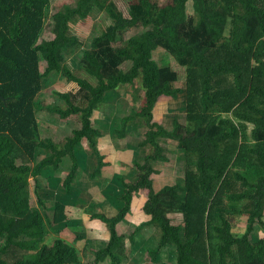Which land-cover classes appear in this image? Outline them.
<instances>
[{"label":"trees","instance_id":"obj_1","mask_svg":"<svg viewBox=\"0 0 264 264\" xmlns=\"http://www.w3.org/2000/svg\"><path fill=\"white\" fill-rule=\"evenodd\" d=\"M160 1L55 0L47 36L46 8L53 0H0V264H83L76 243L50 240L79 197L73 201L78 191L72 183L82 167L76 150L85 139L98 160L91 178L101 174L110 151L103 145L115 148L91 118L107 94L117 96L138 78L144 104L121 119L115 140L125 142L128 122L139 115L148 129L138 145L150 143L154 154L139 160L134 151L135 158L123 152L139 178L129 185L120 176L125 207L116 218L95 217L108 240L90 264L101 254L116 264L125 242L119 226L141 190L147 192V226L162 233L149 252L152 261L170 247L174 264H264V0ZM94 8L108 23L84 47L75 25ZM137 25L149 29L125 38ZM159 49L166 52L161 62ZM58 74L76 85L54 90L62 104L52 105L43 88L45 78ZM179 96L185 114L169 131L154 108ZM43 109L61 118L79 114L81 127L57 141L42 129L37 110ZM168 138L177 142V156L164 153L160 142ZM66 155L73 165L63 187L41 188L39 177L47 175L50 183ZM158 160L181 181L156 190ZM53 193L57 198L47 201ZM242 217L246 231L235 237Z\"/></svg>","mask_w":264,"mask_h":264},{"label":"crops","instance_id":"obj_2","mask_svg":"<svg viewBox=\"0 0 264 264\" xmlns=\"http://www.w3.org/2000/svg\"><path fill=\"white\" fill-rule=\"evenodd\" d=\"M122 98H124L123 92H119L117 96L104 99L96 108L91 121L100 129L104 139L112 142L115 150L113 148L110 149L106 144L103 145V147L110 150L104 158L106 165L102 166L101 174H97L95 178H91V173H94L98 167V160L96 155L91 153V148L87 141L84 139L81 142V147H78L76 152L82 159H80L82 167L72 183V186L76 187L78 191L77 194L72 195L73 201L77 199V196L79 197L76 204L73 205L72 203L69 206L67 211L69 220L55 227V234L50 239H61L69 243H76L75 245L79 250L83 264L92 263L95 255L104 249L108 240L106 226L95 219V217L114 219L125 207V203L122 201L124 190L120 182V176L124 177L125 182L129 183V185L130 183L135 184L139 178L140 171L133 164H130V160L127 161L128 155L123 156V152L128 153L127 151H130V157L135 158L138 155L137 158L142 160L143 156L146 155V151H149V148H145L146 145L143 147L138 145L139 141L144 139L136 129L139 128L140 124L138 123L140 120L139 115H136L128 122V134L126 135L125 142L119 143V139L115 140V137H117L116 130L121 127V119L130 114L132 109L138 110L144 104V99L135 102L134 99ZM174 100L170 99L156 103L154 114L157 120L159 119L158 112L160 109L165 106V109L168 110L166 105ZM111 105L113 106L112 108H110ZM70 116L67 118L60 117L61 120L58 126H68L71 122ZM133 121L137 122L136 127L130 125ZM80 127L81 123L74 129H79ZM56 128V131L59 130ZM132 151H134L136 156ZM72 165V159L69 155H66L60 163L59 170L53 175H50L52 177L51 184L47 180V175L39 177L41 188H47L49 186L56 188L63 187V182L70 172ZM164 185H157L156 181L154 182L156 190ZM56 198L57 195L53 193L46 200L49 201V199L54 200ZM146 202L147 192L144 190H141L133 196L131 212L127 215L123 224L119 226L120 232L125 235V242L118 251L120 255L116 264H162L157 262V260L162 255H165L167 250H171L170 247L163 249L155 261L151 260L149 252L158 247L162 233L157 226H147L151 218L145 213ZM180 223L177 221L176 224H173L180 225ZM103 256H100L98 264H110L107 260L103 263ZM86 258L88 260L92 258V261L87 263Z\"/></svg>","mask_w":264,"mask_h":264},{"label":"rangeland","instance_id":"obj_3","mask_svg":"<svg viewBox=\"0 0 264 264\" xmlns=\"http://www.w3.org/2000/svg\"><path fill=\"white\" fill-rule=\"evenodd\" d=\"M55 0L51 4H49L46 8V13L48 15V19L46 20V28L48 31H46V35L50 36V28H51V17L50 15L57 9V6L54 3ZM62 1L63 3H71L74 4L75 0H59ZM160 4L166 3V1L161 0L159 2ZM188 12L192 13L193 12V7H192V1H189L188 3ZM108 23L107 18L105 17V14L98 8H94L93 12L90 17H88L86 20L79 22L78 25H75L76 30L81 36H84L86 38V44L84 47H88L91 44V39L93 36L98 34L102 28L106 27ZM149 29V27H144L142 25H137L132 28H130L129 31L126 32L125 38L132 36L134 34H140L144 31ZM81 55V50L78 52L77 56ZM168 57V56H167ZM155 58L161 62L166 59V52H164L162 49H159L155 53ZM168 59L166 63L171 62ZM45 83H44V88L43 91L45 93L44 100L46 103H51L52 105H60L62 104V100L59 99L54 93V90L61 91V92H70L71 88L75 87V83L69 81L67 77H63L58 75L55 76H50L48 78H45ZM120 92H123V97L122 99H134L135 102L142 101L144 99L143 97V89L141 88V83L140 79H136L134 86H128V87H121L119 90ZM108 94L106 95L107 99ZM182 96L178 97V100L170 101V104L166 105L168 110L165 109V106H163L160 111L158 112V121L164 125V127L167 130H173L174 124L173 120L176 118H181L185 114L184 108H182ZM113 106L111 105L110 108ZM109 110V109H108ZM37 116L40 119L42 129L45 134L53 135L54 138L58 141L64 140V137L67 135L71 136L73 134L74 128H76L80 122V116L79 114H73L70 116L71 122L68 124V126H58V123L60 122V116L56 112H51L47 109L43 110H37ZM50 121H48V119ZM139 128H136L138 133L141 135V137H145V132L148 129L145 125L144 118H141L138 121ZM56 125V126H53ZM130 125H133V127L137 126V122L133 121ZM55 127H57L59 130H55ZM56 128V129H57ZM135 129V130H136ZM164 140V139H163ZM161 141L160 144L163 147V151L165 154H169L174 157V154L177 156V153H172L173 150L176 148V141L171 140V139H165L164 141ZM145 148H149V151H146V154H154V148L153 146L148 143ZM154 168L157 169L158 175L155 176L156 179V184L164 185L166 183L168 184H175L179 180L181 181V178L178 176L177 173L174 172V170L168 166V164L165 161H154L153 162ZM159 177V178H158ZM43 181V180H42ZM180 217V216H179ZM181 221V217L177 218L176 221H174V224H176ZM246 226H247V217H242L239 223L238 228L233 230V235L235 237L242 236L245 231H246ZM260 228V227H259ZM259 228L256 230V233L253 234V237L257 239L259 237ZM106 246V245H105ZM105 248V247H104ZM166 251V250H165ZM103 256V263L109 261L110 259L107 258L105 254H101ZM176 251L175 249L167 250V253L165 255H162L160 259L157 260L159 263H164V264H174L176 261ZM163 258V259H162ZM87 263L92 261V258L88 260L86 258ZM110 263V261H109ZM108 264V263H106Z\"/></svg>","mask_w":264,"mask_h":264}]
</instances>
